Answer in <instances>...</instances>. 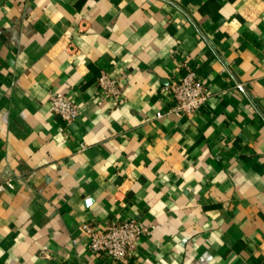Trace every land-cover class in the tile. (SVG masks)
<instances>
[{"label": "crops", "instance_id": "obj_1", "mask_svg": "<svg viewBox=\"0 0 264 264\" xmlns=\"http://www.w3.org/2000/svg\"><path fill=\"white\" fill-rule=\"evenodd\" d=\"M188 68L210 98L183 116ZM5 181L0 264H116L82 225L130 219L149 232L123 264H264V0H0Z\"/></svg>", "mask_w": 264, "mask_h": 264}, {"label": "built area", "instance_id": "obj_2", "mask_svg": "<svg viewBox=\"0 0 264 264\" xmlns=\"http://www.w3.org/2000/svg\"><path fill=\"white\" fill-rule=\"evenodd\" d=\"M97 87L102 96L112 99L116 105L122 103L124 88L119 76L102 71L97 79ZM166 89L172 93L176 101L172 111L183 116L198 113L210 98L209 88L191 68ZM50 110L68 123L75 121L81 114L79 105L64 92L51 95ZM157 114L161 115V113ZM11 188H14V183L11 181L0 183V193ZM82 228L89 237L90 251L96 256L107 257L116 264L127 261L142 238L149 232V227L141 224L137 219L114 220L107 222L105 226L87 221L83 223Z\"/></svg>", "mask_w": 264, "mask_h": 264}]
</instances>
